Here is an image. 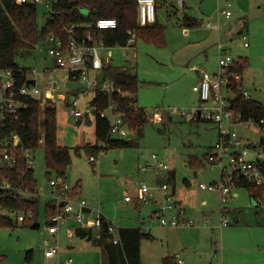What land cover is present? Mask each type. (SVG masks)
I'll list each match as a JSON object with an SVG mask.
<instances>
[{"label": "rangeland", "instance_id": "1", "mask_svg": "<svg viewBox=\"0 0 264 264\" xmlns=\"http://www.w3.org/2000/svg\"><path fill=\"white\" fill-rule=\"evenodd\" d=\"M182 1L184 4H181ZM229 1L232 3L229 9L232 16L227 19L220 14L227 7L225 1L157 0V19L164 27V44L157 45L138 38L135 46H115L104 50L107 64L127 67L132 74L138 75L137 105L144 109L147 122L137 146L109 149L97 158L96 163L91 162L87 151L81 150L80 154L74 151V148L84 147L82 136L94 137L93 125H89L86 117L79 118L80 122H77L70 114L72 99L82 85L70 78L68 70L54 68V61L47 51V39H42L32 53L17 57L20 66L41 73L38 76L40 97L52 100L56 106L57 141L60 145L73 148L66 176L59 177L53 173V179L64 178L71 188L78 186L79 193L75 199L85 200L91 209H101L104 215L107 211L109 216L106 218L118 227L139 224V215H142L144 226L148 222L154 224L151 227L155 231L152 230L151 235L142 240L143 264H163L169 255L164 254L166 251L171 249V255L181 253V250H174L182 246L178 230L162 228L152 217L151 204L139 212L134 207L135 201L129 205L124 201L126 195L136 196V189L142 180L155 186L153 178H140V174L146 176L138 169V164L144 161L141 153L146 158L154 153L165 161L175 172L176 196L182 195L187 201L194 202V208L202 213L201 221L191 218L196 226L206 230L200 238L204 245L205 264H210V259L217 261L221 256V242L215 239L219 234L220 240L222 236L226 241L228 252L232 253V264H264V199L252 198L246 187H234L227 205L230 224L221 228L219 193L203 190L199 186L200 183L210 184L220 180L219 169L212 168L207 157L210 147L220 138V129L217 124L196 117V110L204 104L193 88L198 83L196 69L210 73L218 70V44L230 49L236 60L248 59L249 66L241 73L244 89L254 100L264 104V0ZM46 11L45 4L39 3L40 29L46 22L43 15ZM185 16L202 19L201 25L187 26ZM243 22L247 24L242 25ZM244 35L248 37V45ZM51 66L54 70L45 72ZM92 94H78V110L85 111ZM236 94L234 89L225 90L230 100H234ZM175 109L179 113H173ZM44 111L43 104L40 110L42 120ZM155 111L163 115L164 121L154 119ZM232 131L252 146L258 145L262 137L260 127L253 120L238 122L232 126ZM135 134H131L132 139L136 138ZM34 154V176L39 189L36 221L40 226L32 228L28 225L32 220L29 217L26 222L16 223V214L0 207V214L13 219L12 225L0 227V264H66L69 257L74 264H102L101 255L95 253L97 247L90 241L74 237L76 241L73 243L63 228L58 235L49 233L46 207L52 201L53 189L50 176L46 173L42 144ZM30 213L19 212V215L29 216ZM205 220L208 221L206 226ZM69 223H72L70 227L79 225L72 220ZM139 227L143 228L140 224ZM144 228V232H149L148 226ZM71 244L81 248L88 246L85 247L88 251L71 253ZM54 246L59 247V253L47 258L45 252ZM30 250L33 252L28 260L26 253ZM226 261L223 262L229 264Z\"/></svg>", "mask_w": 264, "mask_h": 264}, {"label": "built area", "instance_id": "2", "mask_svg": "<svg viewBox=\"0 0 264 264\" xmlns=\"http://www.w3.org/2000/svg\"><path fill=\"white\" fill-rule=\"evenodd\" d=\"M17 1L19 3L32 2L37 5L43 3L47 10H51L54 3V0ZM218 1H225L227 5L220 14L230 18L232 13L229 9L232 3L229 0ZM138 13L139 23L142 26L155 23L157 21V0H138ZM117 27V19L111 17L99 18L95 22L64 25L61 34H51L46 38L48 54L53 59L57 69L68 70L72 79L78 81L87 92L93 93L94 96L114 97L116 93L123 94L122 89L116 86L114 79L107 75L104 70L106 63L103 53L108 46L100 35L101 30ZM243 39L248 45V37L244 35ZM136 40V33L131 32L126 46L123 47L135 46ZM218 56V70L213 73L201 72L200 80L193 88L199 93L204 104L196 110V117L215 123L220 129V138L214 146L210 147L207 155L212 168L219 169L220 180L210 184L200 183L199 186L203 190L219 193L221 203L220 227L222 228L230 224V220L227 218L230 210L227 205L232 189L245 182L252 184L255 188L264 186V120L261 119L256 122L262 134L258 145H248L236 133H233L232 126L244 121L242 114L234 108V100H230L225 95V90H233L236 85L246 98H251V95L241 83V73L233 69L239 60L232 56L231 50L223 44H218ZM38 76L39 72L31 69L26 83L21 86L17 83L12 70H0V118L2 121H6L8 116L19 119L22 110L29 107L26 98L40 95ZM30 80H36V83L32 84ZM78 105L79 98L75 97L71 103L70 113L76 119L99 111L102 118L110 120V138L130 140L132 139L131 134L136 133L129 126L124 113L112 98L104 109H99L98 102H94V100L87 105L84 112L77 109ZM172 112L179 113V110L175 109ZM153 116L158 122L164 121L163 115L158 111H155ZM140 157L144 159L139 165L140 171L153 176L155 186H151L146 180H142L136 196L137 200L142 204H149L153 198L157 199L158 207L152 217L158 221L160 227H194L195 221L187 214V210L179 204L171 184L167 181L170 177V166L154 153L150 158H146L144 153H141ZM34 159V151L25 144L17 131H12L3 141H0V165L14 168L23 160L26 167L30 169L34 167ZM90 160L95 162L97 158L91 156ZM23 185L22 181L20 183L15 179H0V192L9 193L16 197L26 193ZM50 186L53 188L52 204L58 208V211L49 217L48 230L50 233H57L60 225L68 217L74 216L81 227L102 229L104 223L107 222V241L120 244V228L113 221H105L100 209L95 211L94 216L86 217L84 211L87 207L86 201L74 199L72 188L64 178H52ZM125 200L133 201V197L126 196ZM25 217L23 214L18 215V221H24ZM28 217L33 218V213H30ZM207 222L205 220V226ZM58 253L59 247L54 246L48 249L45 255L47 258H51ZM69 261L71 262L72 259ZM176 263L186 264L182 258H178ZM222 264L227 263L223 262Z\"/></svg>", "mask_w": 264, "mask_h": 264}, {"label": "trees", "instance_id": "3", "mask_svg": "<svg viewBox=\"0 0 264 264\" xmlns=\"http://www.w3.org/2000/svg\"><path fill=\"white\" fill-rule=\"evenodd\" d=\"M43 15L46 22L40 29L36 3L0 0V70H12L17 83L21 86L26 83L30 70L20 66L17 57L32 53L37 44L49 35L61 34L64 25L95 22L99 18L111 17L117 19L118 27L100 31V35L108 47L126 46L131 32L136 33V39L143 38L149 43L164 44V27L158 20L146 26L139 23L138 0H54L52 9L47 10ZM184 23L191 27L200 24L190 16H185ZM248 66V59L245 58L241 59L233 69L243 73ZM104 70L114 79L116 86L122 89L123 94L116 93L114 97L96 95L94 102H98L99 109H104L111 98L116 101L129 126L135 130L136 138L130 140L110 138V120L102 118L99 111H96L94 114L96 116L97 143L74 148L78 154L81 150H85L90 154V157L95 156L96 158L109 149L137 146L139 139L144 135V125L147 122L144 109L137 105L136 95L140 84L138 75L132 74L126 67L113 65L105 66ZM70 78L72 79L71 76ZM233 88L237 91L233 102L234 108L242 114L243 121L264 120V104L253 98H246L236 85ZM26 101L29 103V107L22 110L19 119L8 116L6 121H2L0 118V141H3L9 133L15 130L33 151L42 144L45 149L46 173L50 176V180L54 176L53 173L59 177H65L72 162L73 148L60 145L57 141L55 104L52 100L40 97V95L26 98ZM43 104L45 111L42 120L40 110ZM42 126L44 127L43 131ZM175 178V172L171 171L167 181L172 188H175ZM0 179H15L20 183L22 181L26 191L16 197L0 192V207L15 213L16 223L19 222V212L33 213V218H29L32 220L27 223L28 225L37 222L39 196L34 168L28 169L23 160L14 168L0 165ZM239 186L246 187L252 198L264 199V186L255 188L247 182ZM46 209L48 218L58 211L52 201L47 204ZM27 219L26 215L22 222H26ZM12 224L13 219L10 216L0 214V227ZM76 234L81 237H90L91 231L78 228ZM149 234L140 227H124L120 230L121 244L114 245L107 242L108 234L104 232L96 242L108 255L105 264H142L141 241L144 237L150 236ZM31 256L32 251L30 250L26 253V258L30 260Z\"/></svg>", "mask_w": 264, "mask_h": 264}, {"label": "crops", "instance_id": "4", "mask_svg": "<svg viewBox=\"0 0 264 264\" xmlns=\"http://www.w3.org/2000/svg\"><path fill=\"white\" fill-rule=\"evenodd\" d=\"M181 4H184V1H182V3ZM192 17V16H191ZM192 18H194V17H192ZM226 18V17H225ZM194 19H196L198 22H202V19L201 20H199L198 18H194ZM219 19V18H218ZM228 19V18H227ZM158 20V19H157ZM201 22H200V24L199 25H197V26H195V27H198V26H200L201 25ZM247 23L246 22H243V24L242 25H246ZM240 28H243L242 26L240 27ZM186 33H188L189 31H188V29L186 28ZM241 32V31H240ZM103 55H104V53H103ZM240 61V60H239ZM105 63H106V59H105ZM111 64H107L106 63V65L105 66H110ZM56 66L54 65V68H55ZM54 68L51 66V67H47L46 69H45V72H50V70H54ZM127 68V67H126ZM201 72H203L202 70H200V69H196V73H197V79H198V82H199V80H200V74H201ZM40 74L41 73H39V76H40ZM37 80H38V78H37ZM35 82H36V80H35ZM242 85H243V87H244V84H243V77H242ZM246 90V89H245ZM248 91V90H247ZM77 94L74 96V98L75 97H78L79 95V93H83L84 95L85 94H87L88 92L83 88V87H80V88H78L77 89ZM249 92V91H248ZM74 98L72 99V101L74 100ZM94 98H95V96H94V94H92V99L91 100H89V102H87V105L89 104V103H91L93 100H94ZM251 98H252V96H251ZM71 114V113H70ZM72 116V115H71ZM88 116V117H87ZM83 117H86L87 118V121H88V123H89V125H93V134H94V137L92 138V136H90L89 138H87V137H85V135L84 136H82L83 138H84V143H83V145L85 146V145H87V144H91V145H94V144H96L97 143V136H96V116H95V114H87V115H85V116H83ZM75 118V117H74ZM81 118V117H80ZM79 119V118H78ZM78 119H76L75 118V120H77V122H80ZM82 137H81V139H82ZM80 140V139H79ZM123 155H125V154H123ZM123 158H125V157H123ZM140 159V158H139ZM97 161H95V162H92V163H96ZM138 162H140V160L138 161ZM101 164H102V162H100ZM100 164V165H101ZM140 164V163H139ZM139 164H138V169H139ZM139 172H141L140 171V169H139ZM143 173V172H142ZM144 174V173H143ZM146 176H143V175H141L140 174V178H141V180L142 179H144V178H153V180H154V177L153 176H151V175H147V174H145ZM196 175H197V173H196ZM65 180V179H64ZM66 181V180H65ZM67 182V181H66ZM141 183V182H140ZM139 186H140V184L138 185V187H137V189H136V196H137V194H138V189H139ZM78 187V186H77ZM77 187H72V196L74 197V199L76 198V194L77 193H79L78 192V188ZM53 189V188H52ZM174 189V192H175V195L177 194L176 193V188H173ZM52 192H53V190H52ZM38 193H39V189H38ZM234 195H237V193H235ZM126 196H129V195H126ZM126 196H125V198H126ZM136 196L133 198V201H130V202H128V201H126L125 200V198H124V201H125V203H127L128 205L130 204V203H132V202H134L135 201V203H134V207H137L138 209H139V212H142V209L144 208L145 209V206L146 205H150L151 204V210L154 212L156 209H157V207H158V203H157V199L156 198H153V200H151V202L149 203V204H142V203H140L138 200H137V198H136ZM176 198H177V200H178V202H179V204L182 206V207H184L186 210H187V214L190 216V217H194L196 220H198V221H201L202 220V213L200 212V211H198V210H196L195 208H194V202H192V201H187V199L185 198V197H183L182 195H179V196H176ZM76 200V199H75ZM87 210V211H86ZM97 209H95V210H93V209H91L90 207H89V205H88V203H87V207L84 209V211H85V213H86V217H92V216H94V214H95V211H96ZM101 210V209H100ZM151 211V212H152ZM150 212V213H151ZM105 213V215L103 214V216H104V219H105V221H111V220H109V219H107L106 217L107 216H109V215H107V214H109L107 211H105L104 212ZM149 213V214H150ZM141 216L142 215H139V217L140 218H138V219H140L139 220V224L141 225V226H143V228H141L142 230H145V226H148V230H149V235H151V232H152V230H153V227H151L152 225H154V224H152L151 222L149 223H146L147 225H143L145 222H143V220H141L142 218H141ZM144 216V215H143ZM145 217V216H144ZM74 221V222H76V220H75V218H74V216H70V217H68L61 225H60V227H59V230H58V232L57 233H50L51 235H58V233H59V231L61 232V230H62V228H63V230H65V233H66V235H68L69 237H70V239H71V241L73 242V243H75V241L76 240H73L74 239V237H76V238H79V239H81V240H88V241H90L91 243H92V245H94V246H96L97 247V249L98 250H95V253H98V255H101V258H102V264H105V262H107V260H108V255L103 251V248H102V246H100L97 242H96V240H98L99 238H101L102 237V232H104V233H106L107 234V231H105V227L104 228H96V227H81L80 225H72V227H70V224H72V223H69V221ZM48 221H49V218H48ZM49 223V222H48ZM77 223V222H76ZM139 224H136V223H133V224H131V225H127V226H122V227H119L120 228V230H121V228H124V227H132V228H137V227H139ZM32 225H35L36 227L39 225L40 226V224L38 223V222H35L34 224H32ZM38 226V227H39ZM37 227V228H38ZM78 228H82V229H85V230H89V231H91V236L89 237V236H86V237H81V236H79V235H77L76 234V230L78 229ZM163 228V227H162ZM167 229H171V230H178L177 231V234H178V237H179V243L181 244L180 246H182V247H178V248H176L175 250H174V252H177L178 250L180 251H182L181 253H176V254H173V255H171L172 253V251H171V249H169L168 251H166L164 254H169L168 255V258H167V260H166V262H164L163 264H177L176 263V261H177V259L178 258H182V259H184V261H185V263L186 264H205V260H204V256H203V254H204V251H203V243L201 242V236H203L204 235V232L206 231L203 227H201L200 225H195L194 227H189V228H187V227H183V228H174V227H169V228H167ZM214 228H212V231L214 232V230H213ZM49 231V230H48ZM153 231H155V230H153ZM222 233V232H221ZM119 235H120V231H119ZM107 237H108V235H107ZM107 237H106V240H107ZM227 237H228V235H227ZM120 238H121V235H120ZM215 239L218 241V243L219 242H221V245H222V247H221V256H220V258L219 259H217V261H214L213 259H210V264H214L213 262H215V264H222V262L223 261H228L229 262V264H232L231 262H232V259H231V254L232 253H230V252H228V250H229V248H228V245H227V243H226V241L224 240V239H222V236H221V240H220V234L218 235V236H216L215 237ZM143 240V239H142ZM169 240V242L171 243L172 242V240H171V238H169L168 239ZM107 242H109V241H107ZM109 243H112V242H109ZM218 243H216V248L218 247ZM112 244H114V243H112ZM120 244H121V242H120ZM223 244L225 245V246H223ZM114 245H118V244H114ZM88 248V246H83L82 248L80 247V246H75V245H73V244H71L70 245V247H69V251L71 252V253H77V254H79V253H82V251L81 250H85V251H88L86 248ZM182 248V249H181ZM223 248H226V250L225 251H223ZM183 250H185V251H183ZM32 251V250H31ZM33 252V251H32ZM142 253H143V244H142V241H141V262H142ZM97 258H99L98 256H97ZM70 259H72V257H69L68 258V260L65 262L66 264H74V262H73V259H72V261L70 262L69 260ZM226 261V262H227ZM142 264H143V262H142Z\"/></svg>", "mask_w": 264, "mask_h": 264}, {"label": "water", "instance_id": "5", "mask_svg": "<svg viewBox=\"0 0 264 264\" xmlns=\"http://www.w3.org/2000/svg\"><path fill=\"white\" fill-rule=\"evenodd\" d=\"M30 82H31L32 84H35V83H36L35 80H30ZM86 211H87V210H86ZM38 226H39V225H38ZM38 226H37V227H38ZM107 226H108V223L105 222V223H104L105 231L108 230V227H107ZM31 227H32V228H37L35 225H32Z\"/></svg>", "mask_w": 264, "mask_h": 264}]
</instances>
